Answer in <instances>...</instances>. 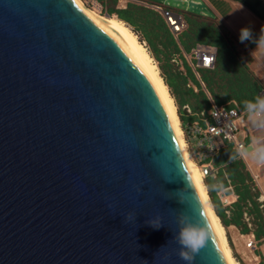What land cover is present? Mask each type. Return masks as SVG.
<instances>
[{"label": "water", "instance_id": "water-1", "mask_svg": "<svg viewBox=\"0 0 264 264\" xmlns=\"http://www.w3.org/2000/svg\"><path fill=\"white\" fill-rule=\"evenodd\" d=\"M182 214L209 223L123 38L73 0H0V264H187ZM192 264H226L212 229Z\"/></svg>", "mask_w": 264, "mask_h": 264}, {"label": "trees", "instance_id": "trees-1", "mask_svg": "<svg viewBox=\"0 0 264 264\" xmlns=\"http://www.w3.org/2000/svg\"><path fill=\"white\" fill-rule=\"evenodd\" d=\"M96 1L100 3L101 14L114 16L127 24L137 35L138 41L145 43L144 47L156 62L159 75L174 100L180 122L192 120L195 113L207 110L211 103L235 105L243 110V102L253 99L263 89L249 69L251 57L239 51L235 39L215 17L207 18L176 11L184 19L186 26L174 35L159 11L149 6L152 5L151 2L128 0L123 7H118L117 0ZM231 1L241 4L264 22V4L261 0ZM196 43L211 46L215 50L212 67L196 69L202 85L182 56V52L187 53ZM174 57L179 58L183 72L172 61ZM193 87L196 88L195 91ZM185 105L191 115H186L183 108ZM248 126L251 127L249 122ZM248 140V136L245 137L244 143L247 144ZM234 151L227 144L213 156L211 162L214 169L203 178V183L213 212L221 225L224 228L232 225L240 234H252L253 240L260 244L264 237V203L258 201L259 191L243 160L240 157L229 159ZM220 191L227 194L231 192L235 200L222 205L218 197ZM258 255L261 256L260 253Z\"/></svg>", "mask_w": 264, "mask_h": 264}, {"label": "built area", "instance_id": "built-area-1", "mask_svg": "<svg viewBox=\"0 0 264 264\" xmlns=\"http://www.w3.org/2000/svg\"><path fill=\"white\" fill-rule=\"evenodd\" d=\"M152 7L159 11L164 22L174 35L185 28L186 24L184 19L178 12L158 5H153ZM182 56L194 76L199 80L196 69L211 68L214 61L215 50L211 46L196 43L187 53L183 52ZM172 61L177 64V69L183 72L181 63H177L174 60ZM199 82L202 85L200 80ZM186 85L188 86L189 84ZM193 90L195 91L196 88L193 87ZM257 94L264 95V89H260ZM183 108H185L186 115H191L186 105L183 106ZM179 126L186 143L187 151L193 162L197 165L202 178L210 174L214 169L211 160L220 149L227 144H230L234 149L239 145L246 146L244 139L248 136V132H246L248 131V120L245 112L238 109L235 105H215L211 103L207 110H201L195 113L192 120H185L184 122L179 121ZM239 133L241 138L237 141L236 138ZM240 158L243 159V157ZM222 191L218 193L219 200L222 205H228L229 202ZM247 236L249 239L247 245L250 246L255 241L253 240L252 234ZM259 252L264 259V237L261 239Z\"/></svg>", "mask_w": 264, "mask_h": 264}, {"label": "bare ground", "instance_id": "bare-ground-1", "mask_svg": "<svg viewBox=\"0 0 264 264\" xmlns=\"http://www.w3.org/2000/svg\"><path fill=\"white\" fill-rule=\"evenodd\" d=\"M76 5L86 13L91 19L100 24L101 26L107 27L111 30L114 35L122 37L127 43L133 53L140 61L144 71L146 72L164 110L170 124L177 148L179 150L184 168L186 173L194 187L197 198L201 204V207L206 214V218L211 225L212 232L221 250L226 264H238L230 253V249L227 245L224 227L221 225L218 217L213 212L212 206L208 200L205 185L202 181L200 171L197 165L193 162L189 152L186 148L181 128L179 126V119L176 113V106L172 101V97L167 91L166 85L163 83L158 68L153 61L152 57L148 55L143 42L138 41L137 35H135L127 24L118 20L116 17H108L103 14H99L89 8H87L81 0H73ZM227 237V236H226ZM240 264V263H239Z\"/></svg>", "mask_w": 264, "mask_h": 264}, {"label": "clouds", "instance_id": "clouds-1", "mask_svg": "<svg viewBox=\"0 0 264 264\" xmlns=\"http://www.w3.org/2000/svg\"><path fill=\"white\" fill-rule=\"evenodd\" d=\"M239 38L241 42L254 40L257 48L264 51V27L261 28L259 37L255 39L250 28H241ZM243 111L251 127L260 135L254 136L247 146H237L234 153L230 154L229 159L235 160L237 157H243L257 165H264V95H257L251 100H245ZM204 216L206 217V214ZM205 221L204 218L202 221L194 219L188 214H182L177 219L178 232L175 233L173 239L180 245L179 257L187 264H192L195 255L210 239L211 225ZM147 223L156 229L162 226L159 219L149 220Z\"/></svg>", "mask_w": 264, "mask_h": 264}, {"label": "crops", "instance_id": "crops-1", "mask_svg": "<svg viewBox=\"0 0 264 264\" xmlns=\"http://www.w3.org/2000/svg\"><path fill=\"white\" fill-rule=\"evenodd\" d=\"M126 1L128 0H117V6L123 7ZM203 1L214 13V17L227 28L229 33L235 39L238 49H240L243 53H246L251 57V61L249 63V69L251 70L253 75L260 81L264 89V51H261L260 49L257 48L256 44L254 43V40H245L244 42H241L239 38L240 29L244 27H248L252 30V35L254 39L258 38L261 33V28L264 27V22L259 18H257L250 11H248L241 4L233 2L231 0H203ZM261 1L264 4V0ZM149 6L152 7L151 5ZM142 44L145 46L144 42ZM173 60L176 61L177 63L180 62L179 58L177 57H174ZM172 101L174 103L173 98ZM246 132H248V138H249L248 140L249 142L245 144L247 146L250 144L251 139L254 136H256L258 132H256L252 127L249 126H248V131ZM243 161L259 191L258 201L264 203V165L256 164L257 170L254 171L251 169L250 164L247 162L246 158H243ZM224 194L229 204L235 200V196L231 192L228 194L227 193ZM228 227L235 229V227L232 225Z\"/></svg>", "mask_w": 264, "mask_h": 264}, {"label": "rangeland", "instance_id": "rangeland-1", "mask_svg": "<svg viewBox=\"0 0 264 264\" xmlns=\"http://www.w3.org/2000/svg\"><path fill=\"white\" fill-rule=\"evenodd\" d=\"M81 1L84 3V5L87 8L101 14L100 3L97 2L96 0H81ZM144 5H147V4L144 3ZM239 51L241 50L239 49ZM257 135H260V133H257L256 136ZM240 138H241V135L239 133L237 135L236 140L239 141ZM246 160L250 164L251 169L256 171L257 170L256 164L252 162L250 159H246ZM245 168H246V165H245ZM202 181H203V178H202ZM255 188H257L256 185H255ZM224 234H225V238L227 239L226 240L227 245L229 244L228 247L230 249V253L231 255H233V259L238 264L239 263L240 264H264V259L258 255V253H260L259 252L260 244L253 242L250 246H248L247 245V242H249L248 236L244 234H240L236 228L234 229V228L226 227L224 228Z\"/></svg>", "mask_w": 264, "mask_h": 264}]
</instances>
